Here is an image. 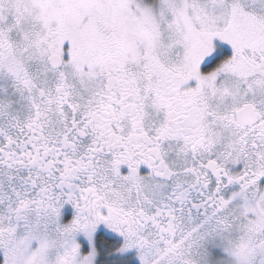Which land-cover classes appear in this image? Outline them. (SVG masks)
<instances>
[{
    "label": "snow or ice",
    "instance_id": "1",
    "mask_svg": "<svg viewBox=\"0 0 264 264\" xmlns=\"http://www.w3.org/2000/svg\"><path fill=\"white\" fill-rule=\"evenodd\" d=\"M0 264H264V0H0Z\"/></svg>",
    "mask_w": 264,
    "mask_h": 264
}]
</instances>
